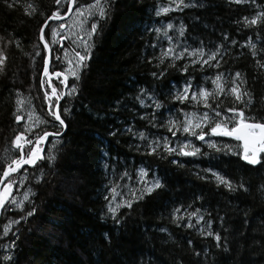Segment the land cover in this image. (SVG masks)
I'll list each match as a JSON object with an SVG mask.
<instances>
[{
	"label": "trees",
	"instance_id": "16d2710c",
	"mask_svg": "<svg viewBox=\"0 0 264 264\" xmlns=\"http://www.w3.org/2000/svg\"><path fill=\"white\" fill-rule=\"evenodd\" d=\"M9 2L17 6L9 8L0 0V53L5 57L0 66V150L3 151L0 176L1 170L18 156L13 140L23 131L26 115L31 113L34 117L29 125L34 120L51 119L46 115L48 104L44 99L45 91L50 88L47 83L41 87L42 58L47 56V51L39 33L52 11L59 8L60 16L67 10L66 3L61 7L54 0ZM86 2L77 0V6ZM165 2L110 0L108 18L98 24V35L92 36L91 57L75 80L76 94L60 102L59 111L67 127L62 138L46 145L45 154L51 152L52 163L38 161L36 167H29L19 191L18 178L23 169L9 178L17 182L11 186L15 195H21L20 200L21 193L28 189L35 195L29 197L31 203L24 201L22 208L3 210L2 225L21 216L25 218L12 224L6 235L3 229L0 231V264H264V154H261L262 163L250 165L240 155L214 154L202 147L201 152H208L207 156L180 157L183 166L178 167L169 163L171 156L161 159L130 149L129 145L137 142L131 136L119 132L116 136L108 135L109 126L121 128L132 121L135 129L171 138L165 129H152L145 121L133 120L134 112L138 115L142 110L126 99L135 95L137 84L148 88L153 81L150 73L156 70L157 61L150 64L146 59L150 50H144L145 41L151 42L155 34L145 33V26H160L169 21L174 26L185 25L183 39L193 47L200 41L206 50L214 44H224L223 33H227L229 41L236 40L235 45H229L219 69L205 66L200 70L199 65L193 66L198 69L193 73L194 83L203 80L204 87L211 89V82L204 80L205 77L223 72L225 78L231 79L240 72L243 81L240 90L249 92L252 100V105L245 109V117L264 122V68L256 64V61L264 64V16L256 25L245 27L243 23L244 17L251 20L257 13H264V0H246L241 4L233 0H184L189 7L156 16L155 8ZM51 24L59 25V22L52 21L44 31L53 53V71L60 69L57 57L61 50L58 43H52ZM37 52L40 54L36 55ZM182 63L177 61V67ZM169 73L168 80L179 82V72L169 69ZM74 79L71 78L70 86ZM161 82L167 90V80L161 78ZM122 98L121 107L115 108V102ZM17 99L23 102L21 110L25 118L21 123L14 119ZM220 99L225 106H231L233 97ZM64 107L68 108L66 114ZM41 128L45 125L40 124L33 131L39 132ZM46 130L53 131L51 127ZM25 135L31 137V133ZM213 140L230 144L234 152L241 151L240 142L233 138L213 137ZM193 143L199 147L201 142L193 139ZM102 149L109 157L122 158V163L116 165L117 172L127 170L134 179L138 168L155 170L164 185L145 195L143 200L134 201L131 208H120L119 225L110 216L101 219L105 206L102 196L106 194L107 184L100 164ZM108 163L111 165V160ZM205 168L226 176L235 190L218 187L210 173L205 174L204 180L199 179ZM37 176L41 177L39 182ZM118 182L123 184L125 180ZM197 195L200 200L195 199ZM189 203L205 212V220L212 218L210 230L220 234V243L227 244V251L215 247L213 237L200 235L196 227H184L183 221L179 227L171 223V208ZM32 207L35 213L26 216ZM217 215L223 219L218 221ZM161 228L166 231L161 232ZM105 233L109 236L107 240ZM13 240L15 247H7ZM188 240L192 241L191 245ZM5 255H10L12 261H5Z\"/></svg>",
	"mask_w": 264,
	"mask_h": 264
},
{
	"label": "snow or ice",
	"instance_id": "6c2138e0",
	"mask_svg": "<svg viewBox=\"0 0 264 264\" xmlns=\"http://www.w3.org/2000/svg\"><path fill=\"white\" fill-rule=\"evenodd\" d=\"M4 2L9 8L17 6V4L11 3L9 0H4ZM233 2L241 4L245 3L246 0H233ZM54 3L61 7L65 3L67 4V10L64 12L65 16L73 12V0H54ZM189 6V4L184 3V0H170L168 6H157L155 8V15L160 16L162 13L166 14L176 10L182 11L184 7ZM30 7L31 5H29ZM110 10V0H103V2L102 0H92L91 3L80 4L75 8L73 15L77 19L81 33L83 34L77 33L71 41L75 45L71 49L75 61L72 59L67 60L69 66L67 72H70L71 76L75 78L71 88L66 83L69 76L65 72L56 70L49 73V59L47 56L42 58L41 87L43 88L44 84L47 83L51 89L50 92L45 91L44 93V99L48 103L46 115L51 119L34 120L31 125L27 123L23 125V131L17 133L13 140V144L18 150V156L11 159V163L4 168L3 175L0 176V182L3 181V177L9 176V171L15 173L17 170L23 169V174L19 184H17V191H19L29 167H36L38 161L52 163L54 157L51 152H48L47 155L45 154L46 145H51L62 138L64 130L67 127L65 119L62 118L59 111L60 100L65 95L72 97L76 94L75 80L79 79L77 69H83L87 66L86 62L91 57V47L93 46L91 37L98 35V24L108 18ZM59 11V8L56 11H52L51 15L44 21V25L48 24V20L62 19L58 15ZM262 16H264V13H257L251 20L244 17V26L256 25L258 19ZM44 25L40 28L39 40L43 42L44 49L48 51L49 43L45 41ZM58 27L63 30L65 24L60 23ZM169 30H172L171 35L169 34ZM144 32L155 34L151 42L145 41L144 50H150L146 57L150 64L153 60L157 61L154 65L156 70L150 73L153 81L149 84L148 88L137 84L135 86V95L126 97V99L132 101L142 110L138 115L134 112L133 120L138 118L141 121H145L146 125L152 129H165L171 134V138L167 135L160 136L155 132L135 129L132 121H129L121 128H111L109 126L110 131L108 135L116 136L117 132H119L121 135L131 136L137 142L130 144V149H134L141 155H155L161 159L171 156L173 158L169 160V163L178 167L183 166V162L178 159L180 157L207 156L208 152H201L202 147H206L214 154L240 155L241 159L250 165L262 163L261 154H264V122L256 121L252 117H245V109L252 105V100L249 92L240 90L239 85L243 83L240 79L241 73L236 72L231 79L225 78L223 72H216L211 77H205L204 80H210L211 89L204 87L203 80L195 81L194 83L195 76L193 73L198 69L193 66L199 65L200 70H203L205 66L209 69H219L221 67V60L229 50V45H235L237 43L236 40L229 41L227 33H223L224 44H214L206 50V45L203 41H200L196 47H193L188 43L187 39H183L185 36V25L181 23L178 26H174L171 21L160 26H145ZM57 35V29L51 28V36L55 38ZM66 39H69V37L63 34L60 35V41ZM52 43L56 44L58 42L53 39ZM249 46L255 49L254 44H250ZM77 47L81 50H76ZM60 50L65 51V54H67V49L64 48L62 43H60ZM39 54V52L36 53V55ZM253 54L255 55V52ZM144 58L142 54L141 59ZM4 59L5 57L0 53V66L3 65ZM57 59H60V57H57ZM177 61H183V63L177 67ZM256 64L258 67L264 68V64L260 61H256ZM169 69L180 73L181 78L179 82L167 79L166 74H170ZM53 76L63 86L59 91L57 87L52 86L51 77ZM43 77H49V79L45 81ZM161 78L167 80V90H165ZM157 82L161 83L158 85ZM178 83L179 87H177ZM226 85L227 87H225ZM65 89H67V92H65ZM221 96L225 98L233 97L231 106H225L224 100L220 99ZM123 99L115 102V108L121 107ZM22 103L20 99L16 100L18 109L14 115L16 123L25 118L21 110ZM236 105H241V107H236ZM123 106L127 108V104ZM149 109L151 111H148ZM63 112L66 114L68 108L64 107ZM228 113H231V115H228ZM26 118L32 120L31 113H28ZM40 124H44L45 128H41L39 132L33 131V128L38 127ZM47 127H51L53 131L46 130ZM25 133H31V137L29 138ZM213 137L233 138L240 142L239 149L241 151L234 152L230 144L218 143L213 140ZM97 138L102 143L105 142L99 134H97ZM193 139L201 142L199 147L193 143ZM22 140L23 143H20ZM109 160H111V165L108 163ZM118 163H122V158L109 157L107 152L103 151V149L101 150L100 164L105 171L107 179V184L105 185L106 194L102 196L105 206L101 219H104L105 216H110L116 225H119L122 219V217L117 216L120 208H131L134 201L143 200L145 195H151L156 189L164 187L161 183V178L156 174L155 170L145 168L136 169L133 181L134 186L129 187L127 183H119V180H133V177L127 170L117 172L116 165ZM149 171L152 173L150 178ZM201 171L202 174L198 175L199 179L204 180L206 178L205 174L210 173L211 179L218 187L222 185L230 191L235 190L233 183L226 176L219 174L212 168H205ZM40 178V176H37L36 181L39 182ZM16 183L15 180L9 179L0 188V208L5 211H10L13 207L17 209L22 208L23 202L28 201L31 203L29 197L35 195L31 189H28L23 192L22 200L18 201L15 196L9 198L12 191L11 185ZM240 187L243 188V184ZM117 197H119V200ZM195 199L200 200V195H197ZM6 201L7 206H5ZM35 211V207H32L26 213V216H32ZM169 217L171 223L176 224L178 227L183 221L185 222L184 227H196L200 235L212 236L216 241L215 247H222L224 251H227V244L222 245L220 243V234L213 233L210 230L212 218L209 216L205 220V212H202L200 207L193 208L191 203L177 205L171 208ZM24 218V216H21L19 219L6 224L3 229L5 235L12 224H18ZM216 219L219 221L223 218L217 215ZM202 221L203 224L201 223ZM244 224L247 226V218H245ZM160 231L163 232L166 229L161 228ZM13 235L15 236L16 234L13 233ZM103 235L106 240L109 239L107 233ZM16 239H18V236ZM187 243L191 245L192 241L188 240ZM7 247H15V240ZM196 254L199 255V253ZM3 259L11 262L13 258L10 255H5Z\"/></svg>",
	"mask_w": 264,
	"mask_h": 264
},
{
	"label": "rangeland",
	"instance_id": "374dc122",
	"mask_svg": "<svg viewBox=\"0 0 264 264\" xmlns=\"http://www.w3.org/2000/svg\"><path fill=\"white\" fill-rule=\"evenodd\" d=\"M77 2V1H76ZM76 2H74L73 3V12H72V14L74 13V10H75V6H76ZM102 2H103V0H102ZM87 3V2H86ZM88 3H89V1H88ZM169 3H170V0H167V2H165L162 6H168L169 5ZM71 14V15H72ZM64 15V14H63ZM71 17V16H70ZM69 17V18H70ZM50 23H52V20L51 21H49L48 22V24H50ZM48 24L46 25V26H48ZM67 25H68V27H67V30L65 31V32H63V30H65V29H63V30H61V29H59V27H58V25H52L51 24V28H56L57 29V33H58V35L55 37V38H53L52 36H51V39H52V41H53V39H55L56 41L58 40V37H59V35H60V33H65V35L66 36H68L69 37V39L72 41L74 38H75V35L77 34V33H81V28L79 27V25H78V21H77V19L75 18V16L74 15H72V17L68 20V22H67ZM86 27V26H85ZM46 28V27H45ZM50 33H51V29H50ZM81 34H83V33H81ZM91 40H92V37H91ZM75 45H73L72 43H71V48L69 47V49H68V47L67 48H65V49H67V54H65V51H61V57L63 58V60L62 61H64L65 60V65L63 64V70H61V71H63V72H65L69 77H72L71 76V73L70 72H67V69H68V64H67V60H69V59H72L73 61H75V58H74V56H73V54H72V51H71V49H72V47H74ZM51 48V47H50ZM76 49H78V50H81L79 47H77ZM51 51H52V49H51ZM53 54V53H52ZM47 55V54H46ZM60 62H62L61 60H59ZM51 63H52V61H51ZM80 70L81 69H77V71H78V73L80 72ZM225 76V75H224ZM73 78V77H72ZM44 80H46V79H44ZM53 86V85H52ZM70 88H71V86H70ZM50 91H51V89H50ZM50 91H48V92H50ZM47 102V101H46ZM48 104V103H47ZM27 116V115H26ZM34 119V117H32V120ZM32 120H26V123L28 124L29 122H31ZM65 132H66V129L64 130V133H63V135L65 134ZM2 152L3 151H1L0 150V154H2ZM0 160H1V158H0ZM1 164H3V163H0V166H1ZM4 169V168H3ZM3 171V170H2ZM18 173V172H17ZM17 173H15L14 175H16ZM2 174V173H1ZM13 176V175H12ZM11 176V177H12ZM151 177V175H149V178ZM20 179H21V177H19L18 178V182L20 181ZM135 179V178H134ZM134 179L133 180H128V181H125L124 183H127L128 184V186L129 187H132V186H134L133 185V181H134ZM14 193H15V191H14ZM21 194H23V192L21 193ZM13 196H15L16 197V199L17 200H20L19 198L21 197V195L20 194H13ZM117 199L119 200V197H117ZM2 226H3V228H2ZM4 226L5 225H2V223H1V228H0V231L2 230V229H4ZM3 255H4V253H3Z\"/></svg>",
	"mask_w": 264,
	"mask_h": 264
},
{
	"label": "water",
	"instance_id": "95a60500",
	"mask_svg": "<svg viewBox=\"0 0 264 264\" xmlns=\"http://www.w3.org/2000/svg\"><path fill=\"white\" fill-rule=\"evenodd\" d=\"M73 3H74V0H73ZM72 7H73V5H72ZM71 14H72V12H70V13H68V15L67 16H65V15H60V17H62V19H52V21H64V20H67L70 16H71ZM49 21H51V20H48V22ZM45 27H46V25H44V31H45ZM46 41V40H45ZM59 41H60V38H59ZM66 40H63V41H60V43H62L63 45H64V42H65ZM47 57H48V59H49V70H50V66H51V61H52V51H51V48H50V46H49V50L47 51ZM61 72H63V71H61ZM66 74V73H65ZM54 77V76H53ZM67 85H69V83H70V77H69V79L67 80ZM66 90L67 89H65V92H66ZM65 96H63L62 98H61V100L64 98ZM60 100V101H61ZM23 121V119L19 122V123H21ZM249 122H253V121H249ZM51 137H49V139H50ZM10 164V163H9ZM8 164V165H9ZM7 167V165L4 167V168H6ZM4 170V169H3ZM20 170H22V169H20ZM20 170H17V172H19ZM17 172H15V173H17ZM15 173H13V172H11V171H9V176H7V177H3V181L2 182H0V188H2L3 186H4V184H6L7 182H8V180H9V178L12 176V175H14ZM3 175V171H2V174H1V176ZM11 189H12V191H11V195H10V197L9 198H11V196H13V194H14V188L11 186ZM7 205V201L5 202V206ZM3 210L4 209H2V208H0V228H1V218H2V213H3Z\"/></svg>",
	"mask_w": 264,
	"mask_h": 264
},
{
	"label": "flooded vegetation",
	"instance_id": "af4514ba",
	"mask_svg": "<svg viewBox=\"0 0 264 264\" xmlns=\"http://www.w3.org/2000/svg\"><path fill=\"white\" fill-rule=\"evenodd\" d=\"M75 1H77V0H75ZM84 1H89V3H91L92 2V0L90 1V0H84ZM88 3V2H87ZM86 3V4H87ZM77 7V2H76V6H75V8ZM75 11V10H74ZM73 15V14H72ZM72 15H71V17H72ZM70 17V18H71ZM70 18H68L67 20H64L63 22H59V24L60 23H64L65 24V30H63V32H65L66 30H67V27H68V25H67V22H68V20L70 19ZM61 34H63V35H65V33H60V35ZM60 35H59V37H58V40H57V42H58V46H59V48H60V41H59V38H60ZM68 47V49H69V47L71 48V40L70 39H68V40H66L65 42H64V48H67ZM76 50H78V49H76ZM55 51V53H56V50H54ZM60 50H58L57 52H59ZM61 51H63V50H61ZM79 51V50H78ZM58 57H60V59H62L63 60V58L61 57V55H58ZM59 59V60H60ZM59 64H60V69H62L63 70V64L65 65L66 63H65V60L64 61H62V62H60L59 61ZM62 67V68H61ZM59 68H57V69H55L56 71H61ZM52 71H51V67H50V70H49V73H51ZM46 78H48V77H46ZM62 78V77H61ZM71 78L72 77H70V83H71ZM52 80H55L54 82L55 83H53V81H52V83H53V86L54 87H57V90L59 91L63 86L62 85H60L59 84V82H58V80H57V78L56 77H52ZM70 83H69V85H68V87L70 88ZM66 92H67V90H66ZM67 95H65V97H66ZM64 97V98H65ZM63 98V99H64ZM62 99V100H63Z\"/></svg>",
	"mask_w": 264,
	"mask_h": 264
},
{
	"label": "bare ground",
	"instance_id": "6f19581e",
	"mask_svg": "<svg viewBox=\"0 0 264 264\" xmlns=\"http://www.w3.org/2000/svg\"><path fill=\"white\" fill-rule=\"evenodd\" d=\"M56 22H60V21H56ZM61 22H63V21H61ZM67 40V39H66ZM51 67V66H50ZM47 79H49V77L47 78ZM51 82H52V77H51ZM61 102V101H60ZM2 171V170H1Z\"/></svg>",
	"mask_w": 264,
	"mask_h": 264
}]
</instances>
